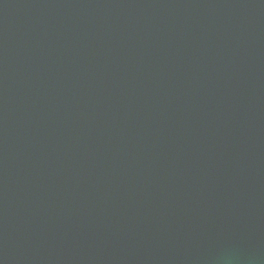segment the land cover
<instances>
[{
  "label": "water",
  "instance_id": "1",
  "mask_svg": "<svg viewBox=\"0 0 264 264\" xmlns=\"http://www.w3.org/2000/svg\"><path fill=\"white\" fill-rule=\"evenodd\" d=\"M0 264H264V0H0Z\"/></svg>",
  "mask_w": 264,
  "mask_h": 264
}]
</instances>
